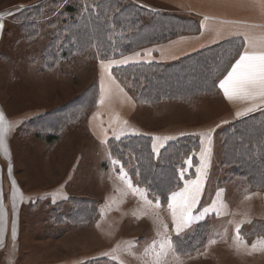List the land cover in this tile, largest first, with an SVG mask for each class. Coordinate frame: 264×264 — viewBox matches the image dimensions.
<instances>
[{
	"label": "rangeland",
	"instance_id": "obj_1",
	"mask_svg": "<svg viewBox=\"0 0 264 264\" xmlns=\"http://www.w3.org/2000/svg\"><path fill=\"white\" fill-rule=\"evenodd\" d=\"M97 1L0 0L4 14L0 18V105L18 122L14 169L28 195L21 210L20 236L13 251L0 256V264H154L155 251L166 238L174 251L169 250L160 264H264V250L251 248L256 244L261 249L264 228L260 202L264 116L223 125L206 138L189 134L164 142L149 135L164 127H195L205 119L195 113L200 108L207 118L214 112L208 120L214 125L220 107L205 103L215 92L212 88L192 98L189 106L169 100L139 102L132 120L146 133L94 136L88 117L97 103L100 52L58 54L55 62L45 52H57L60 37L93 16ZM111 1L108 15L119 9L128 14L121 15L126 17L122 24H131L134 6L170 12L155 0ZM124 82L130 89V82ZM185 136L191 138L192 151L178 174H188L191 166L192 173L166 203L151 199L127 172L138 171L151 158L158 160L165 146L173 150L175 141ZM209 148L193 218L177 232L168 204L174 192L197 179L201 153ZM204 222L207 226L196 249L184 252L177 247L174 238L196 233Z\"/></svg>",
	"mask_w": 264,
	"mask_h": 264
},
{
	"label": "crops",
	"instance_id": "obj_2",
	"mask_svg": "<svg viewBox=\"0 0 264 264\" xmlns=\"http://www.w3.org/2000/svg\"><path fill=\"white\" fill-rule=\"evenodd\" d=\"M155 1L163 3L166 10L170 12L195 18L199 29L195 33L180 34L166 41L142 47L122 56L99 60L96 63L98 97L96 106L88 117V127L95 134L94 136L107 139L111 136L117 138L146 133L132 120L139 107L137 102L128 91L127 86L113 75L112 68L138 62L167 63L231 39L240 40L241 51L217 81L215 92L210 100H205L206 104L212 103L214 106L220 107L215 111L219 114V118L214 122V125L208 123L214 112L212 107L207 106L205 109L210 108L212 113L208 114L207 118L206 113L201 112L202 108L195 112L199 118L205 117L195 127L184 125L175 130L171 127H164L150 131L149 135L155 139L164 138V142L169 138L189 134L206 138L210 132L218 131L223 125L255 115L259 118L264 114V103L259 98L256 100H230L225 95L224 89L220 87V82L232 70V66L240 55L246 50H251L252 46L249 41H252L255 50L264 48V3L261 0ZM205 16L209 19L205 20ZM125 60L124 63H113ZM102 96L104 97L103 103H101ZM195 99L177 103L178 106H189ZM254 104L256 107L252 111H246ZM0 112L4 113L6 120L11 125L9 130L4 133V143L0 145V256H2L13 251L14 241L20 236L21 210L28 195L14 169V131L18 122L6 113L2 105H0ZM238 112L241 114L237 115ZM188 114L189 117L193 116L190 112ZM260 202L261 220L264 227V189L260 193ZM260 236L261 239H264V228ZM251 243L253 240L249 241V244ZM251 248L253 249V247ZM262 262L264 263V251L262 252Z\"/></svg>",
	"mask_w": 264,
	"mask_h": 264
},
{
	"label": "trees",
	"instance_id": "obj_3",
	"mask_svg": "<svg viewBox=\"0 0 264 264\" xmlns=\"http://www.w3.org/2000/svg\"><path fill=\"white\" fill-rule=\"evenodd\" d=\"M110 2L112 3L111 0L97 1L93 16L89 15L84 22H80L83 24L79 26L76 24L74 31L70 32L67 29L63 39L62 37L60 40L57 39V43L62 42L59 43L57 52L56 50L45 52L51 56V62H55L56 57L59 59L58 54L64 56L74 51L82 52L88 49H97L101 54L100 58L106 60L166 41L180 34L195 33L199 29L198 22L193 17L138 6L130 10L131 24L128 22L122 24L121 15H124L125 11L119 9L108 15L110 14L108 9L112 7ZM240 51V40L231 39L171 62L130 63L112 68V73L122 83L125 84V80L130 82L131 87L127 88L137 104L139 102L155 104L161 100L184 101L207 93L212 88L215 90L217 81ZM262 116L264 114L260 117ZM256 118L257 115L251 116L235 121L231 125ZM190 142L191 138L187 136L178 139L171 147L173 150H168L165 146L158 160L151 158L148 160L149 164L144 163L138 171H128L127 174L133 182L145 187L151 199L166 203L173 190L178 188L183 179L193 171L191 166L186 171L188 174L181 176L178 174L184 166V158L192 151ZM250 161L248 164L254 168L252 160ZM136 172L137 175L133 176L132 174ZM199 226L192 235L174 238L177 247L184 252H192L196 249L195 243L200 240L199 236L207 223H201Z\"/></svg>",
	"mask_w": 264,
	"mask_h": 264
},
{
	"label": "snow or ice",
	"instance_id": "obj_4",
	"mask_svg": "<svg viewBox=\"0 0 264 264\" xmlns=\"http://www.w3.org/2000/svg\"><path fill=\"white\" fill-rule=\"evenodd\" d=\"M264 3V0H261ZM3 13H0V18L3 17ZM209 17L205 16V20ZM3 24L0 23V28ZM252 46L251 50H246L240 55L239 59L232 66V70L228 75L220 82V87L224 89L225 95L231 99H248L256 100L259 98L264 103V48L261 50H255V46L252 41H249ZM139 55V54H137ZM125 61L113 62L124 63ZM104 97H101V103H103ZM256 105L246 111H252ZM241 113H237L240 115ZM11 125L6 120L3 112H0V145L4 143V133H6ZM210 148L201 153V166L197 168L199 173L196 180L186 182L185 188L180 192H174L172 199L168 204V208L171 210L173 220L176 221V230L180 231L182 225H187L192 220V208L197 203L198 196L201 191L202 178L205 175V169L208 166V157L210 154ZM190 163V161H189ZM166 227V226H165ZM236 239L240 240L239 225L236 228ZM214 243V242H213ZM261 249L256 248V244H253L254 250H264V239L259 241ZM155 248V242L151 246ZM169 250H173L172 241L170 238H166L160 242L159 250L155 251L154 264H160L163 257H166ZM146 254H149L146 249Z\"/></svg>",
	"mask_w": 264,
	"mask_h": 264
}]
</instances>
